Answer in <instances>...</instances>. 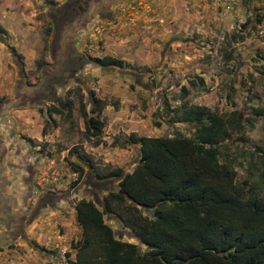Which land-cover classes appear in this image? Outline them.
Masks as SVG:
<instances>
[{
    "label": "rangeland",
    "instance_id": "obj_1",
    "mask_svg": "<svg viewBox=\"0 0 264 264\" xmlns=\"http://www.w3.org/2000/svg\"><path fill=\"white\" fill-rule=\"evenodd\" d=\"M66 1L0 0V195L21 188L16 212L0 207V239L6 225L7 235L21 234L8 246L0 240V264L73 261L80 239L75 203H98L118 182L94 175L130 173L140 137L194 138L200 123L182 114L193 108L205 110L203 121L212 116L224 124L218 159L236 189L264 199V0L122 2L111 19L90 21L72 38L85 65L79 80L52 95L40 87L49 83L52 19ZM94 58L120 65L102 70L92 66ZM91 98L99 101L98 114L89 109ZM65 101L69 114L47 112ZM80 104L102 123L99 135L84 132ZM112 218L104 215L115 235L143 251Z\"/></svg>",
    "mask_w": 264,
    "mask_h": 264
},
{
    "label": "trees",
    "instance_id": "obj_2",
    "mask_svg": "<svg viewBox=\"0 0 264 264\" xmlns=\"http://www.w3.org/2000/svg\"><path fill=\"white\" fill-rule=\"evenodd\" d=\"M92 62L120 65L112 58ZM91 102L90 111L98 114L99 101L91 98ZM71 106L65 101L63 108L51 107L47 112L67 115ZM79 111L84 132L99 135L102 123L87 117L85 104H80ZM182 114L183 119L191 115L200 123L194 138L140 137L139 158L130 173L115 169L94 175L97 180L116 178L117 186L107 190L98 203L85 199L75 203L80 239L72 246L74 260L67 264H264V199L252 194L244 197L236 189L231 170L219 162L224 124L212 116L203 121L202 108ZM71 170L79 179L76 164H71ZM17 192L10 198L12 204ZM35 207L26 223L37 214ZM105 214L113 215V221L129 229L145 249L116 236L105 223ZM16 236L21 234H8L2 243L10 245Z\"/></svg>",
    "mask_w": 264,
    "mask_h": 264
},
{
    "label": "flooded vegetation",
    "instance_id": "obj_3",
    "mask_svg": "<svg viewBox=\"0 0 264 264\" xmlns=\"http://www.w3.org/2000/svg\"><path fill=\"white\" fill-rule=\"evenodd\" d=\"M126 1L127 0H67L65 4L57 9L55 19H52L55 37L53 50L50 54L52 59L46 70L49 71L45 73V80L48 79L49 83H47L46 86L43 84L40 90L44 91L45 89L48 93L53 95L56 87L65 86L69 81L79 80L76 79L77 73L85 65V58L74 51L72 38L79 31H84L90 21L111 19L113 17L114 8ZM59 37H61L62 41L58 39ZM65 38L66 40L63 41ZM10 198L9 196H0V207L6 214L10 213L9 207L12 206ZM23 210H25V208ZM18 211H20V209H18ZM5 229L6 230L1 234V236L3 235V238L0 239H3L1 242L6 241L5 236H7V234L4 232H7V230L11 228L6 225Z\"/></svg>",
    "mask_w": 264,
    "mask_h": 264
},
{
    "label": "water",
    "instance_id": "obj_4",
    "mask_svg": "<svg viewBox=\"0 0 264 264\" xmlns=\"http://www.w3.org/2000/svg\"><path fill=\"white\" fill-rule=\"evenodd\" d=\"M92 66H94L95 68H99L102 70H110V71H114V68L112 66H100L98 64H95L92 62Z\"/></svg>",
    "mask_w": 264,
    "mask_h": 264
},
{
    "label": "crops",
    "instance_id": "obj_5",
    "mask_svg": "<svg viewBox=\"0 0 264 264\" xmlns=\"http://www.w3.org/2000/svg\"><path fill=\"white\" fill-rule=\"evenodd\" d=\"M15 203H16V202L14 201V203H13L14 205L12 204V206L10 207V210L13 211V212H14V211L16 212V210H17V209H16V205H15Z\"/></svg>",
    "mask_w": 264,
    "mask_h": 264
}]
</instances>
